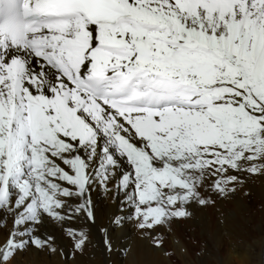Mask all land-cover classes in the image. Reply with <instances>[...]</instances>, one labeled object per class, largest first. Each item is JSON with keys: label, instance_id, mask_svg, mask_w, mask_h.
<instances>
[{"label": "snow or ice", "instance_id": "1", "mask_svg": "<svg viewBox=\"0 0 264 264\" xmlns=\"http://www.w3.org/2000/svg\"><path fill=\"white\" fill-rule=\"evenodd\" d=\"M253 176L264 0H0V264H74L94 229L122 251L129 225L163 248Z\"/></svg>", "mask_w": 264, "mask_h": 264}, {"label": "rangeland", "instance_id": "2", "mask_svg": "<svg viewBox=\"0 0 264 264\" xmlns=\"http://www.w3.org/2000/svg\"><path fill=\"white\" fill-rule=\"evenodd\" d=\"M228 200L230 199H221L214 207H198V212L193 213L190 218L172 224V229L179 228L178 239L183 240V250L187 246L190 249L186 264H224L230 249L238 254H244L248 264H257L260 257V264H264V243L261 250L258 246L260 240L264 241V205L258 201H249L243 209L242 207L240 209L232 203L227 204ZM108 214L109 208L104 201L97 208V225L106 223ZM47 230L51 231L48 227ZM125 230L131 232L129 238L133 237L139 242L142 238H149L153 245L152 239L142 235L139 231L136 232L134 226L129 225ZM171 238L170 235L167 236L163 248L153 246L158 249L156 251L159 252V264H185L180 261L179 255L175 252ZM92 240L96 244L87 246L84 263L110 264L109 261L105 262V258H111L116 251H113L112 254L106 253L102 236L95 229ZM123 242L124 240L119 241L118 247H123L126 253L127 248ZM165 251L169 255H165ZM44 254L43 258L39 260V258H33L29 253H23L16 256L14 264H34V259H38L37 262L42 264H63L59 256L50 255L47 251ZM119 258L117 264L133 263L127 253L121 254ZM98 260L101 263H97Z\"/></svg>", "mask_w": 264, "mask_h": 264}, {"label": "bare ground", "instance_id": "3", "mask_svg": "<svg viewBox=\"0 0 264 264\" xmlns=\"http://www.w3.org/2000/svg\"><path fill=\"white\" fill-rule=\"evenodd\" d=\"M93 198L97 202V208L104 203V200L98 193H94ZM229 199L231 201L228 200L227 204L232 203L233 205L237 206L240 209L241 207L243 209L245 207V204L249 201H258L264 205V176L251 177L250 180L246 183V185L242 189H238L234 195H231L229 197ZM197 208L198 206L194 205L190 210L192 211V213H197L198 212ZM47 227L51 231H54L56 228V225L52 224V222H49ZM136 232H138V230ZM178 232H179V228L175 227V229L171 230V233L169 235L170 237H172L171 241L173 243L175 252L180 257V261L186 264L187 262L186 260L189 257L190 249L187 246L183 250V240L178 239ZM130 234L131 232H126V230H124L123 232L119 234V238H120L119 241L124 240L123 244L127 248L126 253L133 260L132 264H159L160 263L159 252L156 251L158 249L153 247L151 240H149V238L148 239L142 238L141 241L139 242L137 241V239H134L133 237L129 238ZM263 243L264 241L260 240L259 245H258L260 250L263 246ZM95 244L93 242L91 246ZM121 249L122 251H116L111 258L106 257L105 262L108 263L109 261L110 264L111 263L117 264L118 260L120 259L119 256H121V254H124V255L126 254L123 247ZM86 251H87V247L83 255H78L76 257L74 264H85L84 262L86 261V256H85ZM45 252L46 251H38L35 248H29L27 251L23 253H27V254L29 253L32 255L33 258H39V260H41V258H43V256L45 255L44 254ZM23 253H17V257ZM37 260L38 259H34L33 263L42 264L41 262L38 263ZM260 261H261V257H260ZM260 261L256 263L260 264ZM224 262H225L224 264H248L247 258L244 254H238L232 249H230V251L227 253V257L224 260ZM97 263H101V261L98 260Z\"/></svg>", "mask_w": 264, "mask_h": 264}]
</instances>
